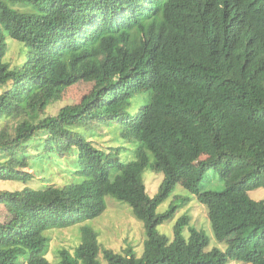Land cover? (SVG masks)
<instances>
[{
	"label": "trees",
	"instance_id": "1",
	"mask_svg": "<svg viewBox=\"0 0 264 264\" xmlns=\"http://www.w3.org/2000/svg\"><path fill=\"white\" fill-rule=\"evenodd\" d=\"M150 7L149 20L136 17ZM0 26V180L32 178L28 144L40 135L42 156L75 150L79 164L63 187L0 190L12 212L0 221V264H101L90 227L56 262L43 233L96 217L108 195L131 206L146 239L140 257L102 249L105 264H264V200L248 195L264 188V0H0ZM5 36L27 47L13 68L3 61ZM87 75L94 85L80 103L35 119L45 104L34 112L35 96L56 98ZM147 91L148 104L131 115L129 100ZM94 124H116L137 152L124 162L116 148L98 147L82 132ZM146 166L163 173L153 196ZM208 170L222 190H201ZM177 183L206 204L225 250H203L207 237L195 228L185 237L186 215L171 240L157 231L176 211L156 208Z\"/></svg>",
	"mask_w": 264,
	"mask_h": 264
},
{
	"label": "rangeland",
	"instance_id": "2",
	"mask_svg": "<svg viewBox=\"0 0 264 264\" xmlns=\"http://www.w3.org/2000/svg\"><path fill=\"white\" fill-rule=\"evenodd\" d=\"M150 9H153V7L137 10L136 17L149 20L151 16L156 14V10L151 11ZM125 25L129 26L128 23ZM0 28L2 33L5 34L3 28L1 26ZM4 42L6 52L3 61L10 68L22 63L26 58L27 47L7 36H5ZM93 85L92 77L87 75L62 89L56 98L47 93L35 96L32 99L33 110L37 108L38 102L42 100L45 102L42 107L43 111L35 119L39 120L54 115L64 105L80 103L83 96L92 90ZM2 90L0 89V93ZM150 94V91H147L131 97L128 103V111L131 115H135L142 106L148 104ZM36 111L37 109L34 112ZM2 124L0 120V128ZM9 125L12 127L14 122L10 121ZM92 128V133L87 127L81 131L84 132L88 140H91L98 147L109 150L110 148H116L121 161L125 162L127 159H131L137 152L138 142L122 137L116 124L108 126L94 124ZM44 137V135L37 136L28 144V166L24 169L32 173V178L25 183L22 181L0 180V190L42 189L48 185L63 187L72 182L73 172L79 165L75 150H71L62 157H44L41 155L44 149H39V145H37ZM5 156L4 152L0 151V161H3ZM141 179L148 195L153 196L163 180V173L146 166L141 172ZM224 186L225 184L219 175L213 170H208L200 188L201 190H222ZM248 195L254 200H264V188L251 190ZM171 206L176 207V211L172 218L157 226V231L160 234L171 240L175 221L180 216L186 215L188 223L182 231L185 237L189 235L191 228H195L202 231L207 237V244L203 250H210L213 247L221 250L226 249V241H219L213 235L206 204L200 203L194 194H191L179 183L175 184L169 196L157 206L156 211L160 213ZM11 216L12 212L8 206L0 204V221H7ZM82 227H90L95 232L100 248L98 259L101 260V264H105L102 249H110L120 253H124L129 249L136 257L142 255L144 240L146 239L143 221L134 215L128 203L108 195L105 197L104 210L96 217L67 227L51 228L44 231L43 234L47 238L46 258L51 262L58 261V252L63 249L73 254L75 248L82 241ZM229 264L245 263L230 261Z\"/></svg>",
	"mask_w": 264,
	"mask_h": 264
}]
</instances>
